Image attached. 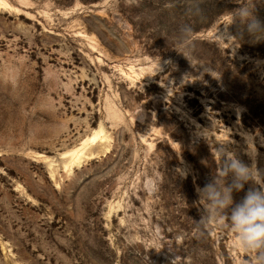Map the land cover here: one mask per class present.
Here are the masks:
<instances>
[{
	"label": "rangeland",
	"instance_id": "obj_1",
	"mask_svg": "<svg viewBox=\"0 0 264 264\" xmlns=\"http://www.w3.org/2000/svg\"><path fill=\"white\" fill-rule=\"evenodd\" d=\"M240 5L264 23V0H0V264H248L197 223L226 160L260 173L235 202L264 187Z\"/></svg>",
	"mask_w": 264,
	"mask_h": 264
},
{
	"label": "clouds",
	"instance_id": "obj_2",
	"mask_svg": "<svg viewBox=\"0 0 264 264\" xmlns=\"http://www.w3.org/2000/svg\"><path fill=\"white\" fill-rule=\"evenodd\" d=\"M238 19L242 20L253 36L264 33V23L253 15V8L240 5L235 9ZM219 155L227 154L220 150ZM227 170L234 173L231 187L219 191L217 186L209 183L199 193L206 197L210 207L201 210L200 225H215L230 230L235 235L233 247L246 254L248 264H264V187L249 188L246 195L235 202L233 188L243 190L245 181L260 183V173L241 160L233 157L226 160Z\"/></svg>",
	"mask_w": 264,
	"mask_h": 264
},
{
	"label": "bare ground",
	"instance_id": "obj_3",
	"mask_svg": "<svg viewBox=\"0 0 264 264\" xmlns=\"http://www.w3.org/2000/svg\"><path fill=\"white\" fill-rule=\"evenodd\" d=\"M7 87V86H6ZM101 129H99L96 133H95V135H94V137L90 140L92 143L93 142H99V141H102V138H101ZM65 155H68V153L67 154H65ZM69 155L70 156H73V159H72V161L74 162V161H76V158H77V156H78V152H76L75 153V151H73V152H71V153H69Z\"/></svg>",
	"mask_w": 264,
	"mask_h": 264
}]
</instances>
